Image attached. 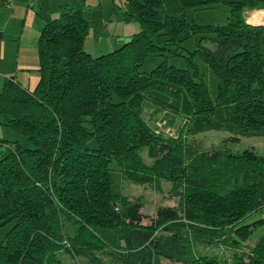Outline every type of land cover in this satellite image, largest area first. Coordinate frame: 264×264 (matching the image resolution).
<instances>
[{"label":"trees","instance_id":"obj_1","mask_svg":"<svg viewBox=\"0 0 264 264\" xmlns=\"http://www.w3.org/2000/svg\"><path fill=\"white\" fill-rule=\"evenodd\" d=\"M162 2H112L110 15L119 12L138 30L98 56L82 48L88 20L68 8L39 33L35 86L6 79L0 126L16 139H0L11 148L0 156V227L9 225L0 240V264H64L57 253L87 264H160L161 258L223 264L196 246L221 242L234 249L247 244L251 225L264 229L262 220L243 224L264 207L262 157L250 148L234 154L200 150L193 142L191 155L180 139L155 135L139 114L141 102L189 120L214 113L240 135H258L264 127V55L258 47L264 25L247 24L244 13L264 10V0H178L177 14L161 18ZM214 5L225 8L224 24L197 25L194 13ZM195 36H207L203 40L215 43V52L199 41L182 56L181 44ZM196 55L217 77L214 100L192 61ZM151 56L162 61L140 71ZM175 56L183 57V68L166 64ZM143 147L153 156L150 166L139 156ZM111 172L136 185L150 176L167 180L176 207L157 208L150 224L140 226L141 202L112 194ZM100 229L117 231L123 247L99 236ZM232 256L233 264H264V230Z\"/></svg>","mask_w":264,"mask_h":264},{"label":"rangeland","instance_id":"obj_2","mask_svg":"<svg viewBox=\"0 0 264 264\" xmlns=\"http://www.w3.org/2000/svg\"><path fill=\"white\" fill-rule=\"evenodd\" d=\"M112 2L119 4L121 0H35L36 9H34V13L32 14L38 20L39 17H42L43 15L48 13L50 15V13L55 12V16L48 18V21H50L51 19L58 17L60 12H65L68 8L74 10L80 9L82 15L89 22L87 35L82 43L83 51L92 56H98L116 49V47L124 41H120L125 37V34H121L123 31V25L118 20L119 12L110 15ZM178 9L179 3L177 0H163L162 5L160 6L159 15L161 18L165 15H176ZM224 10L225 8L222 5H216L213 8L199 9L193 15L194 22L197 25L220 26L225 22ZM100 12L103 13L102 24L100 23ZM259 12L260 10L246 12L250 14L247 18L249 21L246 22L245 19V22L249 25H260L262 22L261 16H264V12ZM246 13H244V16ZM253 15H257L258 19L256 22L251 20ZM126 26L134 27L133 30H131V32L129 30L127 34H131L132 31L134 32L138 30V26L135 23H128ZM207 38V36H195L184 41L181 44L180 50L182 56H187L188 52L192 51L196 47L195 44L199 41L201 46L210 51L209 53L215 52L216 44L212 43L211 40H203ZM258 47L260 52L264 55V32L258 38ZM161 61L162 58L159 56L145 58L142 61L139 70L148 72ZM192 61L197 67L198 75L207 85L209 98L214 100L217 92V77L208 71L205 63L199 56H194ZM165 62L176 68H183L185 64L183 57L178 56L168 57L165 59ZM140 108V120L145 122L155 135L165 140L180 139L178 141L187 148V151L190 152L191 155L194 154V151L190 148L188 143L193 142L198 148H202L200 150H211L214 148L226 149L227 152L232 154L240 153L244 149L250 148L254 154L262 157L264 162V127L259 131L258 135L243 136L240 135L238 127L234 124H221L215 117H213V115H215L214 113L196 115L189 120L186 115L182 113L174 115V117L169 115V113H166V111H157L154 106L145 102L140 103ZM0 139L14 141L16 139V134L10 129L0 126ZM144 148L145 147L139 150V156L145 165L150 166L153 163V156L146 155ZM9 151H11L10 145L8 143L0 142V156ZM131 161L138 164L140 162L137 160ZM116 167V164L113 163L112 170ZM109 182L112 194L127 196L131 199H139L141 206L138 212L143 217L139 223L140 226H148L150 224V219L154 217L157 208L168 206L176 207V198L169 194L170 183L160 177L150 176L143 184L136 185L128 182L126 179H122L116 172H111L109 174ZM113 206L114 209L117 210L116 204H113ZM258 220L264 221V207L259 209L256 213H253L251 216H248L243 224H251ZM8 226L9 225H4L0 227V240ZM250 229L252 230V233L247 244L240 242L239 245L233 249L223 245L221 242H217L205 246H196V251L201 255L215 257L223 264H233L234 262H237L233 259V252L236 251L238 255L245 252L246 248L252 246L264 230L263 226L258 223H255L254 226L251 225ZM64 230L66 232V227H64ZM68 233L71 234V230H68ZM98 235L109 240L112 244L117 243L121 247L124 245L121 240H118L119 235L117 231L100 229L98 230ZM57 254L60 261L64 264H87L83 258H71L65 253ZM159 263L180 264L164 258H161Z\"/></svg>","mask_w":264,"mask_h":264},{"label":"crops","instance_id":"obj_3","mask_svg":"<svg viewBox=\"0 0 264 264\" xmlns=\"http://www.w3.org/2000/svg\"><path fill=\"white\" fill-rule=\"evenodd\" d=\"M34 9H36L35 0H0V91L7 78H12L22 87L30 90L37 82V38L43 25L49 22V17L55 16V12L43 15L37 20L32 14ZM262 12L264 11L260 10L259 13ZM249 14L246 13L244 16L246 22L249 21L247 20ZM99 15L102 24L103 13L100 12ZM257 19V15L251 18L254 22ZM118 20L123 25L121 34H125L120 41L137 31L127 34L134 28L126 26L131 22L121 21L120 14ZM261 20L260 25H264V16H261Z\"/></svg>","mask_w":264,"mask_h":264}]
</instances>
